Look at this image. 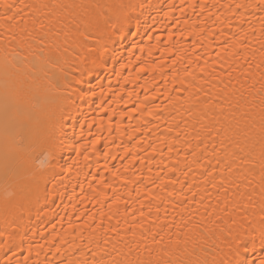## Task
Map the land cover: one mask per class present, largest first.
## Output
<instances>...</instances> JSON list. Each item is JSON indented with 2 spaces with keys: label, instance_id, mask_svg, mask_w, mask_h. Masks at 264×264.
Masks as SVG:
<instances>
[{
  "label": "bare ground",
  "instance_id": "obj_1",
  "mask_svg": "<svg viewBox=\"0 0 264 264\" xmlns=\"http://www.w3.org/2000/svg\"><path fill=\"white\" fill-rule=\"evenodd\" d=\"M0 264L264 262V0H0Z\"/></svg>",
  "mask_w": 264,
  "mask_h": 264
},
{
  "label": "snow or ice",
  "instance_id": "obj_2",
  "mask_svg": "<svg viewBox=\"0 0 264 264\" xmlns=\"http://www.w3.org/2000/svg\"><path fill=\"white\" fill-rule=\"evenodd\" d=\"M0 6L4 7L5 9H10L13 7V5H11V4H2ZM262 264H264V262H262Z\"/></svg>",
  "mask_w": 264,
  "mask_h": 264
}]
</instances>
